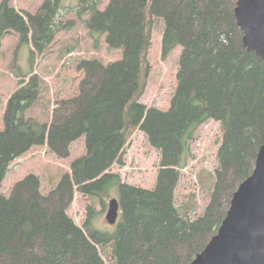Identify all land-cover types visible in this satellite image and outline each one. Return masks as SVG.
<instances>
[{"label": "trees", "instance_id": "16d2710c", "mask_svg": "<svg viewBox=\"0 0 264 264\" xmlns=\"http://www.w3.org/2000/svg\"><path fill=\"white\" fill-rule=\"evenodd\" d=\"M80 0L79 15L90 14V33L104 35L122 58L104 64L80 62L79 94L57 99L43 124L28 118L43 92L35 73L9 98L0 129V185L10 166L34 147L47 146L60 159L84 137L86 154L75 160L58 187L42 193L40 178L28 175L9 196L0 191V264H190L217 234L239 186L253 173L264 145V61L244 45L237 0ZM63 0H45L35 14L0 2V49L7 35L32 43L45 54L73 21H59ZM155 18L164 22L163 58L182 48L178 83L170 109L141 102V77ZM34 63V62H33ZM145 66V68H144ZM26 79H28L26 81ZM128 116V119H127ZM222 126L218 168L203 214L180 212L176 191L201 126ZM146 134L160 153L153 190L122 182L113 173L133 132ZM118 188L120 222L115 234L80 227L69 215L76 193L96 197ZM187 210V209H185Z\"/></svg>", "mask_w": 264, "mask_h": 264}, {"label": "rangeland", "instance_id": "374dc122", "mask_svg": "<svg viewBox=\"0 0 264 264\" xmlns=\"http://www.w3.org/2000/svg\"><path fill=\"white\" fill-rule=\"evenodd\" d=\"M45 0H11V5L25 15L35 14ZM1 2V0H0ZM109 0H101L98 9L103 11ZM80 0H63L59 21L75 24L70 30L61 31L55 42L45 54H32V43L21 44L18 34L7 35L0 49V129H4L2 116L7 102L19 89L24 77L33 69L43 80V92L39 103L27 112L28 118L43 125L50 117L57 99L71 98L79 94L80 82L84 73L78 70L80 62L98 59L104 64L122 58L121 50H112L106 44L104 35L90 33L86 27L90 14L79 15ZM151 40L147 62L150 66L148 75L141 77V102L149 107L168 111L177 88L178 73L182 48L177 47L167 58H163L162 41L164 22L155 18L150 27ZM34 62V63H33ZM145 68V66H144ZM28 79H26L27 81ZM128 119V116H127ZM222 141V126L209 121L200 127L191 145L190 158L181 173V180L176 191V203L180 212H188L191 218L203 214L210 201L215 184V170L218 168V149ZM86 154L84 137L75 141L70 149V156L60 159L51 153L47 146L34 147L30 152L16 160L9 168L6 178L0 185V191L9 196L11 189L28 175L40 178L44 195L56 189L62 178L71 172L72 163ZM160 169V153L152 148L146 134L133 132L127 145L123 165H115L112 172L122 178V182L153 190L156 187ZM118 188L110 189L106 194L96 197L76 193L69 209V215L80 227L88 223V231L102 235L115 234L117 224L110 225L106 220L112 199L119 200ZM187 209V210H185ZM110 264L109 256H104Z\"/></svg>", "mask_w": 264, "mask_h": 264}, {"label": "water", "instance_id": "95a60500", "mask_svg": "<svg viewBox=\"0 0 264 264\" xmlns=\"http://www.w3.org/2000/svg\"><path fill=\"white\" fill-rule=\"evenodd\" d=\"M235 16L245 47L264 61V0H237ZM119 216L120 202L112 199L106 220L115 225ZM190 264H264V145L217 234Z\"/></svg>", "mask_w": 264, "mask_h": 264}]
</instances>
